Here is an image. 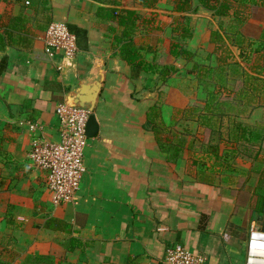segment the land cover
Segmentation results:
<instances>
[{"label": "crops", "instance_id": "0c3cea01", "mask_svg": "<svg viewBox=\"0 0 264 264\" xmlns=\"http://www.w3.org/2000/svg\"><path fill=\"white\" fill-rule=\"evenodd\" d=\"M43 1L50 19L75 36L77 53L72 60L47 55L44 33L28 49L0 50V61L7 60L0 75V130L9 125L15 131V147H2L10 153L6 161L17 165L7 171L0 158V240H10L20 264L36 255L50 264H162L177 245L204 264H244L249 231H264V108L247 121L261 138L237 153L242 168L233 176L200 169L186 153L168 161L143 128L158 91L168 88L156 74L130 77L92 1ZM98 62L104 68L93 112L98 132L86 143L76 202L54 205L42 174L30 166V143L34 137L59 141L55 108ZM175 91L167 103L183 109L186 103H172ZM50 219L58 223L46 227Z\"/></svg>", "mask_w": 264, "mask_h": 264}, {"label": "rangeland", "instance_id": "374dc122", "mask_svg": "<svg viewBox=\"0 0 264 264\" xmlns=\"http://www.w3.org/2000/svg\"><path fill=\"white\" fill-rule=\"evenodd\" d=\"M90 1L118 12H137L133 42L140 49L141 58L176 70L169 74L168 83H161L168 89L158 91L156 99L155 122L164 144L183 143L180 155L188 154L191 164L210 173L223 169L233 176L242 168L243 156L237 153L248 150L241 146L242 142L235 141L240 133L238 126H248L253 113L264 108V0H227L233 9L225 17L205 10L197 0H191L186 13L175 11L174 0H157L152 9L144 8L139 0ZM42 2L0 0L1 24L9 16L21 14L36 38L44 33L50 18L47 7L40 6ZM185 28L189 29L190 38L184 37ZM177 43L190 53L188 60L169 55L172 44ZM172 89L177 90L172 103H186L183 109L167 103ZM261 114L264 119V110ZM12 132L15 131L9 125L0 130V158L5 160L7 171L10 166L14 172L17 165L6 161L10 160V153L2 147L4 143L15 147ZM214 147L218 149L216 154ZM22 179L23 175L17 181ZM10 243L8 238L0 240V264H20Z\"/></svg>", "mask_w": 264, "mask_h": 264}, {"label": "built area", "instance_id": "2783aa9c", "mask_svg": "<svg viewBox=\"0 0 264 264\" xmlns=\"http://www.w3.org/2000/svg\"><path fill=\"white\" fill-rule=\"evenodd\" d=\"M44 52L72 60L77 52L75 36L63 23L52 21L43 34ZM58 122L59 141L48 143L34 137L30 143L29 162L42 174L54 205L76 202L80 182L86 171L84 150L87 143L86 124L89 112L71 109L63 103L54 111ZM264 234L257 228L248 233L244 264H264V248H254L253 241L264 244ZM162 264H204L200 256L191 255L183 246L167 250Z\"/></svg>", "mask_w": 264, "mask_h": 264}, {"label": "trees", "instance_id": "16d2710c", "mask_svg": "<svg viewBox=\"0 0 264 264\" xmlns=\"http://www.w3.org/2000/svg\"><path fill=\"white\" fill-rule=\"evenodd\" d=\"M156 1L157 0H139L140 4L146 9H152L155 7L157 3ZM190 2L191 0H174L175 11L177 13H186L189 11ZM96 3L101 2L96 0ZM197 3L205 10L213 12V14L217 17H225L228 15L229 11L233 9L232 4L227 0H197ZM42 5L46 6V3L43 1L40 6ZM95 15L100 22L107 25V32L113 35L112 41L116 51L115 55H118L119 58L130 67V77L132 79H135L141 72H144L145 74H156L161 83L169 82V74L176 70L172 66H156L145 62L141 58L140 49L133 42V33L139 20L137 12L134 10H122L121 12H118L115 9L97 6ZM51 22L52 20L49 18V21L46 23V28L51 24ZM3 23L4 24H1L0 22V50H4L6 47H16L23 50L28 49L35 36L28 27L29 25L26 17L21 14L9 16L8 21ZM176 28L179 29V26H176ZM69 32L71 33V31ZM183 32L187 35H184L185 38L191 37L189 29L185 28L183 29ZM169 55L174 59L181 58L184 60H188L191 56L186 48L178 43L172 44ZM229 57L232 58V55L229 54ZM6 67L7 60L6 58H3L0 61V75L6 71ZM156 105L157 104L155 102L153 107L148 110L143 128L154 135L158 148L167 155V160L176 161L180 158L183 143H178V145L164 144V140H162L160 136V128L155 122L158 115ZM238 127L240 133L235 141L238 140L242 142V144L247 146L248 149L251 146V141L256 143L261 138L259 133L253 134L246 127L240 128V125ZM213 150L216 154L218 149L217 147H214ZM51 221L55 222L56 220H47L45 226H49V222ZM56 223H58V221H56ZM49 260L50 258L48 257L38 255L34 257L28 256L24 259L22 264H50Z\"/></svg>", "mask_w": 264, "mask_h": 264}, {"label": "water", "instance_id": "95a60500", "mask_svg": "<svg viewBox=\"0 0 264 264\" xmlns=\"http://www.w3.org/2000/svg\"><path fill=\"white\" fill-rule=\"evenodd\" d=\"M100 64V65H99ZM104 82L103 63L93 67L86 78L80 79L66 94L64 105L71 109L89 112L86 124L87 138H93L98 132V123L93 113ZM5 107L0 100V109Z\"/></svg>", "mask_w": 264, "mask_h": 264}, {"label": "clouds", "instance_id": "9594fccd", "mask_svg": "<svg viewBox=\"0 0 264 264\" xmlns=\"http://www.w3.org/2000/svg\"><path fill=\"white\" fill-rule=\"evenodd\" d=\"M256 235H264V234L254 233V236H256ZM253 247L254 248H264V244H258L255 241H253ZM250 264H251V262H250Z\"/></svg>", "mask_w": 264, "mask_h": 264}]
</instances>
